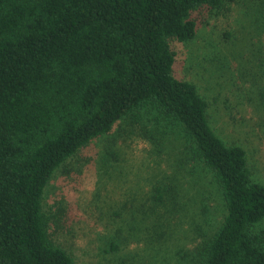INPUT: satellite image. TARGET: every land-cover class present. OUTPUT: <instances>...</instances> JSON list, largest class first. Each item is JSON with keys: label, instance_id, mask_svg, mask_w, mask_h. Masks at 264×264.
<instances>
[{"label": "trees", "instance_id": "trees-1", "mask_svg": "<svg viewBox=\"0 0 264 264\" xmlns=\"http://www.w3.org/2000/svg\"><path fill=\"white\" fill-rule=\"evenodd\" d=\"M224 1L0 0V264H75L52 240L45 189L117 124L120 139L178 153L179 177L150 199L151 244L165 243L162 222L174 224L183 183L211 187L210 175L224 221L179 263L264 264V233L252 234L264 221V183L247 151L216 133L197 87L173 75L170 41L193 40L192 13Z\"/></svg>", "mask_w": 264, "mask_h": 264}, {"label": "rangeland", "instance_id": "rangeland-1", "mask_svg": "<svg viewBox=\"0 0 264 264\" xmlns=\"http://www.w3.org/2000/svg\"><path fill=\"white\" fill-rule=\"evenodd\" d=\"M192 19L196 37L184 43L170 41L173 75L197 87L209 104L216 133L247 151L254 181L264 183L262 1L225 0L221 10L200 8ZM124 127L117 124L110 135L92 141L53 176L43 200L44 212L54 219L52 240L75 264H181L221 227L223 200L210 175L206 182L211 187L191 179L184 182L174 224L162 222L165 243L151 244L150 199L155 185L165 186L179 177L178 153L168 145L158 155L137 138L120 139L118 131ZM252 231L261 237L264 221ZM112 242L118 243L116 252Z\"/></svg>", "mask_w": 264, "mask_h": 264}]
</instances>
